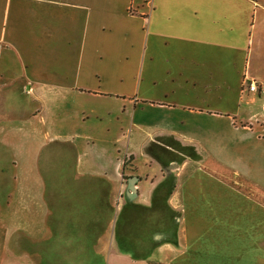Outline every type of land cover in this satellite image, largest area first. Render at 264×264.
Returning a JSON list of instances; mask_svg holds the SVG:
<instances>
[{
	"label": "crops",
	"instance_id": "crops-1",
	"mask_svg": "<svg viewBox=\"0 0 264 264\" xmlns=\"http://www.w3.org/2000/svg\"><path fill=\"white\" fill-rule=\"evenodd\" d=\"M252 81L264 87V0H0V264H264ZM205 126L211 170L141 154L159 162L142 174L130 144L116 152ZM222 126L234 138L215 140ZM72 203L96 210L95 233H58Z\"/></svg>",
	"mask_w": 264,
	"mask_h": 264
},
{
	"label": "rangeland",
	"instance_id": "rangeland-1",
	"mask_svg": "<svg viewBox=\"0 0 264 264\" xmlns=\"http://www.w3.org/2000/svg\"><path fill=\"white\" fill-rule=\"evenodd\" d=\"M143 123L142 120H139L137 118V121L134 125L133 128H131V133H134L132 137L138 135L139 131H142L143 129L139 127ZM215 133L212 134L214 136L215 140H224L229 137L231 134L232 137L234 138L235 133L232 131L230 132V129L224 128H216L214 129ZM100 131V130H99ZM180 133L184 131L185 136H190L194 138V140H185L181 139L179 136H170L169 134H163L162 136L158 137L161 140L155 141V140H122L120 144H116L117 147H119L116 152H119L121 155H124L128 152L127 146L130 144V151H133V154L135 155H140L138 158V161L135 163L133 162L132 164L138 168V171L142 173L143 171H149L152 168H158V160L157 162H153L152 160H145L141 158V154L143 155H149L151 158H154L155 160L162 157L165 158L166 161H168L170 158H178L176 154L182 153L186 155L188 158H195L194 164L196 162H200V165L205 167L206 169L211 170V166L214 164V159L210 155L211 152L208 151V146L207 142L202 143L204 140H206V137L208 136L209 133H211V129L208 130V128L202 127L199 129H194L193 133H190V130L186 129H180ZM190 131V132H189ZM129 137V136H128ZM127 137V138H128ZM131 137V136H130ZM213 139V138H212ZM211 139V140H212ZM200 140V142H199ZM236 140V138H235ZM135 141V143H134ZM134 143L135 145L131 146V144ZM205 146H204V145ZM115 150V149H114ZM149 157V158H150ZM148 163V164H147ZM152 164V165H151ZM150 165V166H149ZM152 166V168H151ZM209 166V167H208ZM167 171V177L173 178V175L168 169ZM213 171V170H212ZM143 174V173H142ZM240 182L239 177H233V180L231 181L232 186L236 190H243L247 186L246 182ZM242 184V185H241ZM167 188V194L170 192ZM94 211L96 210H91L87 209L84 210V208H79L76 204L72 203L71 205L69 204L67 207H62L59 210V213L61 215V219H59L58 223H56V229L58 233H66V235L70 236L71 238L77 237V235L80 234H92L95 233L96 227L91 225V221L93 216H94ZM170 211V210H169ZM170 213V212H169ZM170 220V217H169ZM236 227L237 231L239 229V226H234ZM41 231L40 232H48L46 230V226H41ZM71 242V241H70ZM87 248L90 250V246L93 248L94 247V241H88L87 242ZM81 246L83 247L82 253H85V247L83 246L82 243H80ZM92 244V245H90ZM76 249H79L78 246ZM71 252L75 250L71 249ZM68 254V252H67ZM212 260V264H230L231 258H225L224 256H212L210 257ZM254 258L255 257H248V258H235V262L233 264H254ZM106 264V262H104ZM200 264H208V256H203L201 257Z\"/></svg>",
	"mask_w": 264,
	"mask_h": 264
},
{
	"label": "built area",
	"instance_id": "built-area-1",
	"mask_svg": "<svg viewBox=\"0 0 264 264\" xmlns=\"http://www.w3.org/2000/svg\"><path fill=\"white\" fill-rule=\"evenodd\" d=\"M249 91L252 93H257V92L261 91L262 93H264V87L259 86L257 84V82L252 81L249 83Z\"/></svg>",
	"mask_w": 264,
	"mask_h": 264
}]
</instances>
